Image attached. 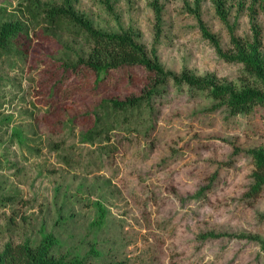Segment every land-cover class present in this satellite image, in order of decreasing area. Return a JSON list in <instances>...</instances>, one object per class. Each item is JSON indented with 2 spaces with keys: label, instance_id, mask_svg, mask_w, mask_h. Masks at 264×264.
<instances>
[{
  "label": "rangeland",
  "instance_id": "obj_1",
  "mask_svg": "<svg viewBox=\"0 0 264 264\" xmlns=\"http://www.w3.org/2000/svg\"><path fill=\"white\" fill-rule=\"evenodd\" d=\"M30 3L129 36L158 58L166 85L148 100L155 76L142 65L97 81L85 32L50 28ZM13 21L24 32L0 49V253L38 245L45 228L64 242L57 254L95 246L101 256L87 264H264V188L251 192L264 107L231 115L210 92L175 81L264 91L240 60L253 55L264 70V0H0V29ZM138 98L127 112L107 108ZM98 202L100 229L91 227Z\"/></svg>",
  "mask_w": 264,
  "mask_h": 264
},
{
  "label": "trees",
  "instance_id": "obj_2",
  "mask_svg": "<svg viewBox=\"0 0 264 264\" xmlns=\"http://www.w3.org/2000/svg\"><path fill=\"white\" fill-rule=\"evenodd\" d=\"M30 5L29 7L27 6L30 14L34 15V18H37L39 15L40 19L44 20L50 28L54 27L59 29L65 28L66 25L68 26L69 24H75L80 27V30L77 31L78 33L85 32V40L91 46L89 59H87V67L96 73L97 81H101L102 77L108 75L112 69L142 65L151 74V78L153 74L155 76L154 84L156 83V86L154 87V85L151 84V88L147 93L148 100L157 92V86L166 85L170 74L163 70L158 58L150 56L145 47L139 45L129 36L105 35L95 32L90 25L73 10H53L50 11L48 15H43L41 6L37 3H30ZM154 8L156 13L157 34L159 35L161 33L162 11L158 5H155ZM203 31L207 37L215 41V37L208 34L205 28H203ZM23 32L24 27L19 21L4 23L0 29V49L6 50L12 47L13 40ZM233 44H235L236 49L239 50L251 47L248 42L244 43L241 39H233ZM254 45H256V43H254ZM248 57L243 55L240 58V60L245 63L246 74L255 78L259 77L264 81L262 63L258 62L253 55ZM67 67L76 70L77 64L74 66L67 65ZM175 81L179 86H183V84L187 85L192 93L196 91L210 92L211 96L222 100L224 103L226 102L231 115L250 113L256 106L264 107V91L261 90L246 89L240 93L233 94L230 93L228 89L224 90L222 88L212 87L210 83H202L188 75L176 78ZM142 99L143 98H138L126 102L115 100L112 101L111 107L107 108L112 109L114 112H127L130 108L138 107L140 102H143ZM107 114L109 115V112ZM99 120H101V118H96L94 124L96 130H98ZM95 129H93L94 132H96ZM254 156L256 165V171L254 172L255 185L252 187L251 192L254 195H258L264 188V152L261 151ZM96 207L99 217L92 223L91 227L100 229L105 224L107 209L100 202L96 203ZM40 233L41 241L38 245H34L29 241L16 247L11 244L6 245L4 251L0 253V264H87L86 259L90 257V255L101 256V253L93 245L90 246V251L87 255L81 250L75 251V253L69 252L64 255L57 254V250L61 249L64 245L62 239L53 233L46 232L45 228H43Z\"/></svg>",
  "mask_w": 264,
  "mask_h": 264
}]
</instances>
